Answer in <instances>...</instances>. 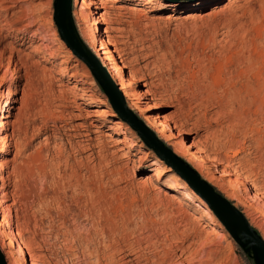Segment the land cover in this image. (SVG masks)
<instances>
[{
  "label": "rangeland",
  "instance_id": "1",
  "mask_svg": "<svg viewBox=\"0 0 264 264\" xmlns=\"http://www.w3.org/2000/svg\"><path fill=\"white\" fill-rule=\"evenodd\" d=\"M54 3L0 0V28L14 32L0 53L20 52L0 70V151L16 141L0 157L11 178L0 182L4 264H16V242L28 264H257L113 110L61 40ZM71 10L97 60L93 40L127 54L119 68L141 109L113 83L128 110L264 241V0H72ZM55 124L64 131L52 137Z\"/></svg>",
  "mask_w": 264,
  "mask_h": 264
},
{
  "label": "water",
  "instance_id": "2",
  "mask_svg": "<svg viewBox=\"0 0 264 264\" xmlns=\"http://www.w3.org/2000/svg\"><path fill=\"white\" fill-rule=\"evenodd\" d=\"M72 0H55L54 23L59 36L64 44L70 49L74 56L87 65L91 74L101 85L108 97L113 110L127 122L138 135L151 142L167 166L183 179L188 186L208 206L211 213L223 225L232 239L240 246L248 245L252 251L257 264H264V241L258 233L250 227L242 213L203 181L195 170H193L182 159L177 157L170 149L163 146L154 134L142 124L125 105L121 93L114 83L109 79L105 69L93 58L91 53L81 42L72 17ZM160 152V153H159ZM238 234L245 240L242 242ZM0 264H4L0 256Z\"/></svg>",
  "mask_w": 264,
  "mask_h": 264
},
{
  "label": "bare ground",
  "instance_id": "3",
  "mask_svg": "<svg viewBox=\"0 0 264 264\" xmlns=\"http://www.w3.org/2000/svg\"><path fill=\"white\" fill-rule=\"evenodd\" d=\"M117 2H119L120 0H116ZM10 8H7L6 11H9ZM114 9V8H113ZM106 15H109L108 13H105ZM119 15V14H118ZM123 15V13L121 14V16ZM120 16V17H121ZM119 17V16H118ZM6 26H11V24L9 23L8 24H5ZM113 29V28H112ZM77 30V29H76ZM111 29H107V31L105 32V34H109L111 31ZM114 30V29H113ZM21 33L23 32L20 31ZM5 33H7L5 36H3ZM14 32L13 31H9V32H6L4 29L0 28V45H1V41H3L5 38L7 37H10ZM77 33H78V30H77ZM78 36L82 42V39L78 33ZM103 41V40H102ZM101 39L99 40L100 42V47L98 48L96 46V40H93L91 42V45L92 47L94 48L95 50V53L97 54V58L98 60L95 58V56L91 53V55L93 56V58L98 62L100 61L104 67H106L109 71H110V74H111V78H110V74H108V77L109 79L113 82V80L118 84L120 85L121 87V90L124 92V95L126 96V98H128L130 101H131V106L136 109V110H139L141 109V102H140V98L139 96H136L135 94L131 93V91L129 90V85L126 83V79L124 78V74L122 72V68H119V65L120 64H124V57L127 55L125 54V51L122 50V51H119V52H116L118 58L115 59L109 52H108V49H106L102 43ZM83 43V42H82ZM13 43H10L9 45L7 44V46L5 47V49L0 53V70H2L3 68H6V71H5V74L6 72L9 70V68L11 67V64L13 63L15 57L17 56L19 52V50H16L13 46H12ZM84 44V43H83ZM88 50V49H87ZM90 52V50H89ZM6 53H9L10 56L8 57V63L5 64V54ZM134 62V61H133ZM99 63V62H98ZM126 63V62H125ZM100 64V63H99ZM101 65V64H100ZM101 67L104 69V67L101 65ZM124 68H128V67H124ZM19 71V70H16V72ZM70 91V90H69ZM71 92V91H70ZM146 95H148V92L146 93ZM150 95V94H149ZM64 99V97L62 98ZM7 117V116H6ZM6 117H3V119H5ZM61 119V118H60ZM7 123L4 122V120L1 121L0 123V132H4L7 130ZM47 132H49L51 134V136L53 137L56 132L58 131H64L62 129V127H59L57 126L56 124L53 126V127H45ZM50 128H53V129H50ZM25 129V128H24ZM24 131V130H23ZM163 131V130H162ZM161 131V132H162ZM167 132H169L167 129H164V133L166 134ZM25 135L27 136L28 135V130L25 129L24 131ZM7 136V135H6ZM70 138H72L73 136H69ZM81 137L85 138V141L84 142H88L90 139L88 138L87 135H82ZM87 138V139H86ZM16 141L15 140H12V139H9L8 140V145L6 147V149L4 150H1L0 151V157H3L8 155V153H10V151L12 150V148L14 147ZM217 145V144H216ZM218 146V145H217ZM233 146V144L231 143L230 146L228 147H224V150L226 149L227 151L230 149L231 150V147ZM91 150V149H90ZM218 150V149H217ZM19 155V153H18ZM236 155V154H235ZM228 158V157H227ZM235 158V157H234ZM234 158H230L229 160H227V169L231 172V162L234 160ZM240 161V160H239ZM241 163V162H240ZM8 166H0V173L2 174L5 173L6 169ZM226 170V169H225ZM168 171H165L163 168L161 169H156L154 171V175L156 176H161V175H164V174H167ZM233 173V172H232ZM0 174V182H2V185H3V189H6L7 187H10L11 185V178L10 177H3V175L1 176ZM174 178H178L177 175L175 174H171ZM226 175V174H225ZM230 175V173H228L226 176ZM15 187V186H14ZM13 187V188H14ZM258 186H253L252 188H254V190L256 191H259ZM4 197H8L9 196V193L3 195ZM258 198V196H255ZM2 225V224H1ZM1 225H0V229H1ZM9 231V230H8ZM6 230H4V232L2 233L3 236L5 237V239L7 240H11L12 239V234L10 232H8ZM14 240V238H13ZM16 240V239H15ZM14 244V243H13ZM12 244V245H13ZM22 243H18L16 242L15 243V246L13 245V253L16 257V264H28V260L26 259L25 255L26 253H24V250L21 246Z\"/></svg>",
  "mask_w": 264,
  "mask_h": 264
}]
</instances>
